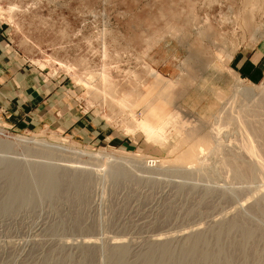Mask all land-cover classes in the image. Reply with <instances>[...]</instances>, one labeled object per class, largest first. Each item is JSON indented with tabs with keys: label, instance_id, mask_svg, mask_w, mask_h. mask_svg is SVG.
Here are the masks:
<instances>
[{
	"label": "rangeland",
	"instance_id": "1",
	"mask_svg": "<svg viewBox=\"0 0 264 264\" xmlns=\"http://www.w3.org/2000/svg\"><path fill=\"white\" fill-rule=\"evenodd\" d=\"M0 92V264H264V0H0Z\"/></svg>",
	"mask_w": 264,
	"mask_h": 264
},
{
	"label": "crops",
	"instance_id": "2",
	"mask_svg": "<svg viewBox=\"0 0 264 264\" xmlns=\"http://www.w3.org/2000/svg\"><path fill=\"white\" fill-rule=\"evenodd\" d=\"M251 61H252V59H251ZM0 105L1 106H8V104H9V102H8V100L7 101H5V98H4V96H2V93L0 92ZM7 97H9L8 95H7ZM7 97H6V99H7ZM144 102H141V103H143V104H145V111L147 110L148 111V117H147V119L146 120H150L151 118H153L157 113L159 114L160 113V115L161 116H163V117H166L167 116V114H165V113H162L161 111H162V105L161 106H159V107H154L153 106V103L152 102H145V99L143 100ZM30 102H36V101H34V98L31 96V95H28V96H26L25 97V99L23 100V102H18V104L19 105H22L23 103H25V104H29ZM41 102H43V101H41ZM44 102H46V103H48V102H50L49 100H44ZM56 102H59V101H56ZM165 106V105H164ZM5 107V108H6ZM144 119V118H143ZM142 121V123H147L146 121H144V120H141ZM148 124V123H147Z\"/></svg>",
	"mask_w": 264,
	"mask_h": 264
},
{
	"label": "bare ground",
	"instance_id": "3",
	"mask_svg": "<svg viewBox=\"0 0 264 264\" xmlns=\"http://www.w3.org/2000/svg\"><path fill=\"white\" fill-rule=\"evenodd\" d=\"M246 23V22H245ZM239 115V114H238ZM243 125H245V124H243ZM141 129L142 130H144L145 132H149L150 131V126H148L147 124H143L142 123V125H141ZM245 129V128H244ZM19 139V138H18ZM20 140V139H19ZM18 140V141H19ZM1 142V141H0ZM24 144V143H23ZM26 144V143H25ZM245 145H246V143H245ZM81 155V154H80ZM111 157V156H110ZM236 157V156H235ZM102 158H105V157H102ZM106 159V158H105ZM105 159H104V161H105ZM109 159V158H108ZM115 159V158H114ZM121 159V158H120ZM123 160V159H122ZM238 160V159H237ZM123 161H126V160H123ZM249 161V160H248ZM253 161V160H252ZM236 162V161H235ZM258 161H256V163H257ZM122 163V162H121ZM232 163V162H231ZM251 163V162H250ZM238 164V163H237ZM254 164H255V162H254ZM260 164V163H259ZM258 165V164H257ZM17 166V165H16ZM34 166V165H33ZM259 166V165H258ZM238 167V166H237ZM32 169V168H31ZM227 169V168H226ZM242 169H243V167H242ZM252 169V170H251ZM256 169V167L254 168V167H252V168H250L249 170H251V174H254L253 173V170H255ZM258 169V168H257ZM261 171H264V166L263 167H260L259 168ZM258 169V170H259ZM246 170V177L248 176V174H250V172H248L249 170H247V169H245ZM30 171V170H29ZM44 171V170H43ZM239 171V170H238ZM239 173V172H238ZM245 173V171H243V172H240L239 174H240V176L241 175H245L244 174ZM248 173V174H247ZM258 173V172H257ZM259 173H261V172H259ZM20 176V175H19ZM263 176V175H262ZM12 177H13V175H12ZM252 177V176H251ZM255 177H256V175H255ZM29 178V177H28ZM27 179V178H26ZM26 184H28V183H26ZM29 184H31V183H29ZM24 185H25V183H24ZM33 185V184H32ZM22 187V186H21ZM24 187V186H23ZM26 187V186H25ZM29 189V188H28ZM17 191V190H16ZM24 191V190H23ZM18 196V195H17ZM254 211H256V210H254ZM263 214H264V212H263ZM239 229V228H238ZM253 232V231H252ZM246 234H248V232L246 233ZM248 236V235H247ZM164 249H165V247H164ZM195 249H196V247H195ZM157 250H159V249H157ZM157 250H155L154 252H152V254H151V257H149V258H151V263L152 264H160V262H161V255L164 253L163 252V249L161 248L160 250L161 251H157ZM165 251V250H164ZM169 251V250H168ZM208 251V250H207ZM195 252V251H194ZM224 252V251H223ZM205 253V252H204ZM188 254V253H187ZM195 254V253H194ZM163 256V255H162ZM207 257V256H206ZM210 257H211V255H210ZM209 257V258H210ZM213 258V257H212ZM220 258V257H219ZM214 260V259H213ZM218 263H220V262H218Z\"/></svg>",
	"mask_w": 264,
	"mask_h": 264
}]
</instances>
